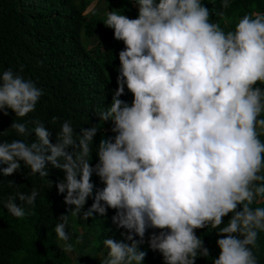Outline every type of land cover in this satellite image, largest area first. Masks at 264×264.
Returning a JSON list of instances; mask_svg holds the SVG:
<instances>
[{"label":"clouds","instance_id":"1","mask_svg":"<svg viewBox=\"0 0 264 264\" xmlns=\"http://www.w3.org/2000/svg\"><path fill=\"white\" fill-rule=\"evenodd\" d=\"M135 2L136 18L109 11L103 21L125 47L110 106L98 114L111 121L114 135L95 146L97 163H90L96 124L76 134L65 120L52 143L42 123L29 130L12 122L16 133L34 132L36 140L0 142V164L7 165L0 174L12 175L23 161L32 174L47 177L50 163L64 172L56 189L74 206V216L89 197L83 219L114 209L113 223L126 232L123 241H103L109 250L103 264H142L146 253L138 245L150 228L160 230L150 235L149 246L165 264H194L198 255H209L195 230L209 225L222 235L213 264H258L252 249L264 232V207L252 205L264 203V87L257 86L264 85V12L245 14L226 32L210 22L201 0ZM231 3L222 0V7ZM125 86L131 104L120 98ZM42 95L31 79L11 69L0 73V112L24 117ZM94 173L103 183L95 192ZM38 194L18 192L5 207L23 218L16 199L34 205ZM60 220L55 233L71 252L67 215Z\"/></svg>","mask_w":264,"mask_h":264},{"label":"trees","instance_id":"2","mask_svg":"<svg viewBox=\"0 0 264 264\" xmlns=\"http://www.w3.org/2000/svg\"><path fill=\"white\" fill-rule=\"evenodd\" d=\"M93 1L0 0V73L11 69L15 74L31 79L43 90L35 110L26 116L17 117L11 109H6L7 114L0 112V142L20 139L28 143L36 140L34 132H30L28 137L20 136L10 127L12 122L25 123L29 130L42 123L50 131L52 143L56 142V134L65 120L71 122L76 134L80 133L81 128L96 124L100 129L93 140L90 163H97L95 146L103 136L114 135L111 121L99 120L98 114L110 106L117 87L118 53L125 46L123 41L114 38L113 29L103 24L106 15L95 11L83 15ZM201 3L209 8L210 22H219L226 32L234 30L235 24L245 14L264 12V0H232L228 9L222 7V0H201ZM119 5L122 15L132 12L134 18L137 17L138 5L135 0L124 3L122 0H106L107 12L118 13ZM226 20L228 23H225ZM93 37L99 40L88 48L83 40ZM257 86L264 87L261 84ZM120 98L131 104L132 94L126 86ZM53 117L58 119L53 122ZM261 118H264V113ZM260 139L264 142V134ZM68 150L71 151V147ZM20 164V169L12 175L0 174V264H72L63 250L65 241L55 233L56 224L62 222L61 215L68 217L65 228L69 234L67 243L77 249L79 261L82 264H103L109 251L103 241L108 238L123 241L121 233L126 232L113 223L111 217L115 210L109 208L104 216L93 213L91 217L83 219V212L93 202L89 197L76 217L70 211L74 206L66 205L64 194L56 189V183L64 178L63 170L48 163V176L41 177L32 174L23 161ZM6 166L0 164V168ZM92 182L94 192L96 188L103 187L95 173ZM33 189L39 193L34 205H28L18 198L15 201L25 209V217L12 216L5 207L9 197L16 196L18 192L30 194ZM252 206L264 207V203ZM241 209L242 206L238 205L237 210ZM231 215L229 213L223 217L220 227L227 225ZM77 226L96 229L94 239L89 240L86 229L80 233ZM159 231L148 229L143 242L138 245V250L146 253L142 264H165L162 254L149 246L150 235ZM218 232L219 227L213 229L210 225L195 230L208 248L209 255H198L194 264H213L218 258L220 249L216 240L222 238ZM134 239L139 241L140 237L134 236ZM252 250L258 264H264V232L258 233L257 244Z\"/></svg>","mask_w":264,"mask_h":264},{"label":"rangeland","instance_id":"3","mask_svg":"<svg viewBox=\"0 0 264 264\" xmlns=\"http://www.w3.org/2000/svg\"><path fill=\"white\" fill-rule=\"evenodd\" d=\"M78 2L81 1V0H77ZM119 2V1H118ZM126 2V0H122V3ZM120 9H121V6L119 5L117 11H118V14H121L120 13ZM90 11H95L97 12L98 14H101L102 16L106 15L107 14V10H106V0H94L89 6H87V8L84 10L83 12V15H87ZM127 17H129L130 19L131 18H134V14L132 12H130V14H125ZM99 36V35H98ZM99 40L98 37H93L91 39H84L83 42L84 44L89 48L91 47L93 44H95L97 41ZM77 230L81 233L82 231H85L86 229V233H87V236H88V239L89 240H93L94 237H93V233H95V231H97L96 229L94 228H87L85 226H77L76 227ZM89 229V231H88ZM65 243H63V247H64ZM69 258H70V261L72 262V264H82V261H79V257H78V251L77 249H73V251L71 252H67Z\"/></svg>","mask_w":264,"mask_h":264}]
</instances>
